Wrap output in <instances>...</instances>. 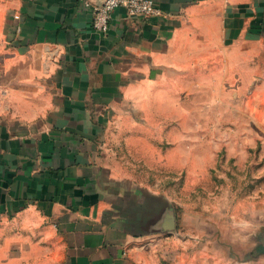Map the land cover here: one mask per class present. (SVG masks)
Masks as SVG:
<instances>
[{
  "label": "crops",
  "instance_id": "1",
  "mask_svg": "<svg viewBox=\"0 0 264 264\" xmlns=\"http://www.w3.org/2000/svg\"><path fill=\"white\" fill-rule=\"evenodd\" d=\"M155 2L149 17L116 8L101 34L81 0H0V264H160L178 206L143 163L203 174L190 130L210 112L245 131L219 145L264 146V0ZM229 156L264 178V151L259 174Z\"/></svg>",
  "mask_w": 264,
  "mask_h": 264
},
{
  "label": "rangeland",
  "instance_id": "2",
  "mask_svg": "<svg viewBox=\"0 0 264 264\" xmlns=\"http://www.w3.org/2000/svg\"><path fill=\"white\" fill-rule=\"evenodd\" d=\"M229 118L230 115H222L223 120ZM216 120V114L206 113V128L190 130L191 157L196 164L201 163L202 157L205 160L206 170L200 176L188 173L189 177H186L187 173L183 176L180 171H169L162 164L147 170V165L143 163V173L151 175L143 180L158 190H172L175 205L178 206L174 212L175 235L159 236L151 247L162 256L160 264L171 261V254L165 255L167 251L181 249L205 251L206 264H218V255H221V264H248L251 260L254 264H262L264 194L260 192V187L264 188V178H247L244 177L245 172L239 176L240 172L235 167L236 157L230 158L229 154L247 153L253 157L251 159L255 157L254 174H259L256 156L263 153L264 146L256 140L250 149L245 146L240 149L228 142L219 145V137H229L235 132L237 137H243L245 131L218 130L214 128ZM239 121L245 122V119L240 117ZM259 132L255 129V139Z\"/></svg>",
  "mask_w": 264,
  "mask_h": 264
},
{
  "label": "built area",
  "instance_id": "3",
  "mask_svg": "<svg viewBox=\"0 0 264 264\" xmlns=\"http://www.w3.org/2000/svg\"><path fill=\"white\" fill-rule=\"evenodd\" d=\"M85 7L93 12L92 27L98 33L106 34L110 29L112 12L118 7H125L130 14L153 16L160 12L155 0H81Z\"/></svg>",
  "mask_w": 264,
  "mask_h": 264
}]
</instances>
